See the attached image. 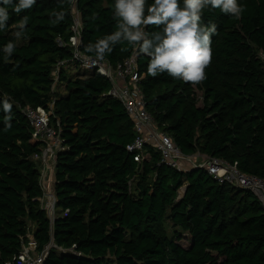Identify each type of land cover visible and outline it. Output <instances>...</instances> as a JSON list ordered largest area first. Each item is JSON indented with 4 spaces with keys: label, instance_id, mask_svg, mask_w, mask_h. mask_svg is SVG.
Segmentation results:
<instances>
[{
    "label": "trees",
    "instance_id": "1",
    "mask_svg": "<svg viewBox=\"0 0 264 264\" xmlns=\"http://www.w3.org/2000/svg\"><path fill=\"white\" fill-rule=\"evenodd\" d=\"M114 3L78 0L82 52L116 30ZM238 3L245 6L240 20L204 11V24L215 23L217 34L202 83L148 76L143 55L137 70L146 109L185 155L236 162L242 173L264 180V0ZM61 9L65 18L53 25L52 13ZM8 11L0 30V264L13 262L28 235L38 254L48 249L44 264H264V209L254 195L219 184L202 169L173 170L151 147L148 159L135 162L126 150L135 138L133 121L108 96L111 84L103 77L63 71L56 88L55 66L71 57L57 42L72 35L71 0H37L30 10ZM24 16L27 27L16 39ZM10 41L16 49L6 60L2 49ZM133 51L117 44L105 59L116 66ZM5 98L12 104L7 123ZM53 102L51 120L59 121L66 149L56 155L52 223L41 201L43 164L35 159L44 146L21 110ZM184 235L188 247L180 244Z\"/></svg>",
    "mask_w": 264,
    "mask_h": 264
},
{
    "label": "built area",
    "instance_id": "2",
    "mask_svg": "<svg viewBox=\"0 0 264 264\" xmlns=\"http://www.w3.org/2000/svg\"><path fill=\"white\" fill-rule=\"evenodd\" d=\"M78 0H71L72 35L67 43L58 40L61 48H69L71 57L68 60L59 61L54 70V85L58 87V79L61 72L77 70L90 74H97L111 84L108 96L119 100L126 111L127 116L133 121L135 138L127 145L126 150L134 156V161L141 164L149 158L148 147L160 154L161 164L181 172L189 173L193 169H202L213 177L219 184H227L238 189L248 191L254 195L264 209V180L258 176L242 173L238 169V163H229L223 159L206 156L200 152L185 155L174 143L171 136L162 131L155 123L153 117L146 109V103L140 88V75L137 70V58L135 50L123 63L113 66L108 60L97 61L86 59L81 50L82 22L81 14L77 8ZM259 58L264 65V54L259 53ZM54 102L48 108L24 107L21 112L33 128L32 137L43 144V151L35 159L43 164L41 186L44 192L42 202L48 217L53 223L56 218L55 198V165L56 155L66 148L62 145V127L57 121L52 123ZM183 192L180 193L182 198ZM29 242L23 246L22 251L14 258L13 262L6 264H44L48 249L43 253L36 252L37 243L32 235H28Z\"/></svg>",
    "mask_w": 264,
    "mask_h": 264
},
{
    "label": "clouds",
    "instance_id": "3",
    "mask_svg": "<svg viewBox=\"0 0 264 264\" xmlns=\"http://www.w3.org/2000/svg\"><path fill=\"white\" fill-rule=\"evenodd\" d=\"M37 0H0V30L7 27L8 7L19 14L30 10ZM206 9L219 10L221 13L240 20L245 6L238 0H115L113 19L115 31L98 39L94 44L85 46L86 59L104 61L117 44L127 43L135 54L149 58L146 75L156 77L161 74L179 79L192 85L206 80V69L213 58L212 37L217 34L215 23L204 24L203 14ZM65 11H53V25L65 18ZM96 16L93 14L92 19ZM29 17L19 21L20 39L27 27ZM154 28L152 32L147 31ZM12 41L3 46L7 60L15 51ZM127 50V49H122ZM12 104L7 98L3 101L5 122L11 120ZM10 127V124H8Z\"/></svg>",
    "mask_w": 264,
    "mask_h": 264
},
{
    "label": "rangeland",
    "instance_id": "4",
    "mask_svg": "<svg viewBox=\"0 0 264 264\" xmlns=\"http://www.w3.org/2000/svg\"><path fill=\"white\" fill-rule=\"evenodd\" d=\"M62 90V89H61ZM198 98H200L202 95H201V93L200 92H198ZM201 102V101H200ZM134 184H135V182H134ZM182 191V190H181ZM181 193V192H180ZM166 231H167V234H168V236H170L171 237V235H172V232H173V228H172V226H171V223H170V221L169 220H167L166 221ZM189 243H190V241L188 240V237L186 236V235H184L183 236V239L181 240V242H180V244L182 245V247H188L189 246Z\"/></svg>",
    "mask_w": 264,
    "mask_h": 264
},
{
    "label": "crops",
    "instance_id": "5",
    "mask_svg": "<svg viewBox=\"0 0 264 264\" xmlns=\"http://www.w3.org/2000/svg\"><path fill=\"white\" fill-rule=\"evenodd\" d=\"M79 72L81 71H77V70H70V72H66L67 76L69 77H75ZM65 86H62L61 89H63Z\"/></svg>",
    "mask_w": 264,
    "mask_h": 264
},
{
    "label": "water",
    "instance_id": "6",
    "mask_svg": "<svg viewBox=\"0 0 264 264\" xmlns=\"http://www.w3.org/2000/svg\"><path fill=\"white\" fill-rule=\"evenodd\" d=\"M184 194H185V191L183 192L182 196H184ZM50 247H54V245H53V244H51V246H50Z\"/></svg>",
    "mask_w": 264,
    "mask_h": 264
}]
</instances>
